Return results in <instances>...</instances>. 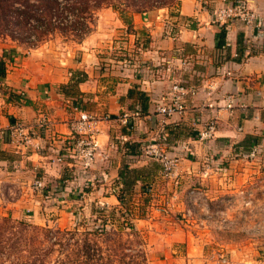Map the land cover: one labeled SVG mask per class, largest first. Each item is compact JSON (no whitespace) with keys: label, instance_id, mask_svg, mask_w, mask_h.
Returning <instances> with one entry per match:
<instances>
[{"label":"crops","instance_id":"1","mask_svg":"<svg viewBox=\"0 0 264 264\" xmlns=\"http://www.w3.org/2000/svg\"><path fill=\"white\" fill-rule=\"evenodd\" d=\"M232 1L179 0L126 18L103 10L85 39L49 52L0 43V59L9 52L0 79V212L91 230L116 229L128 212L149 264H264V153L243 157L256 145L264 152V0H246L253 25L217 24L215 10ZM78 73L85 79L76 84ZM176 85L186 109L161 125L158 109ZM76 108L99 130L87 170L63 150L77 139L69 126ZM211 120L215 137L199 140ZM15 122L32 145L6 140ZM161 136L179 158L169 176L158 160L130 159Z\"/></svg>","mask_w":264,"mask_h":264},{"label":"rangeland","instance_id":"2","mask_svg":"<svg viewBox=\"0 0 264 264\" xmlns=\"http://www.w3.org/2000/svg\"><path fill=\"white\" fill-rule=\"evenodd\" d=\"M152 1L117 0L114 6L98 10L96 17L105 10L126 18L154 4ZM158 2L161 4V0ZM90 26L91 31L83 39L93 31L95 21ZM65 38L56 34L29 48L27 41H15L0 33V43L20 46L27 52L37 48L49 52V46L66 48L78 42L73 36ZM147 259L141 235H132L124 221H119L116 229L100 234L94 229L44 226L0 212V264H149Z\"/></svg>","mask_w":264,"mask_h":264},{"label":"built area","instance_id":"3","mask_svg":"<svg viewBox=\"0 0 264 264\" xmlns=\"http://www.w3.org/2000/svg\"><path fill=\"white\" fill-rule=\"evenodd\" d=\"M215 22L221 26H229L235 21H242L246 25L251 26L255 23L256 13L252 11L246 0H233L229 4L223 5L215 10ZM184 88L182 86L176 85L173 87L170 100L162 107L158 109L161 115V125H164L169 117L175 114H181L185 111L186 107L184 104ZM77 116L69 122L70 130L72 135L77 136L75 143L72 146H65L66 154L70 155L72 158L79 160L80 164L85 170L90 169L96 159L99 151L98 142V128L97 120L90 117L88 114L81 111L80 108H76ZM141 111L137 110L133 113L132 117L135 119L141 116ZM127 117V116H125ZM124 118L126 121L127 118ZM127 122V121H126ZM41 127H48L44 122L41 123ZM48 130V129H47ZM217 132V124L214 120L207 123L205 128L199 133V140L209 141L215 137ZM7 134L11 141H19L24 145H32L33 138L28 131L27 126L23 122H15L4 135ZM167 136H161L157 140H154L142 148H140L136 153L130 154V159L134 160H145L154 159L161 162L164 172L167 176L171 175L175 170L179 158L174 156L167 146ZM263 149L261 145H256L253 149L244 154L243 157L247 160H258L263 156ZM45 185L42 180H36L34 183V188L37 191H42ZM194 193V192H193ZM251 202L248 201L246 205H250ZM128 212L126 216H128ZM189 215L190 212H188ZM98 232H103L108 230L104 226H96L95 228ZM223 255V254H221ZM225 261V257H221ZM226 262V261H225ZM226 264H230L226 262Z\"/></svg>","mask_w":264,"mask_h":264},{"label":"trees","instance_id":"4","mask_svg":"<svg viewBox=\"0 0 264 264\" xmlns=\"http://www.w3.org/2000/svg\"><path fill=\"white\" fill-rule=\"evenodd\" d=\"M114 1L117 0H0V33L15 41L24 43L27 41L29 48H35L39 43L56 34L73 36L81 41L91 31L90 23L95 21L97 11L114 6ZM152 2L154 4H149L146 9L173 7L179 4V0H161V4L158 0ZM224 34L225 31L222 30L220 38ZM8 53L5 51L0 59L1 80L6 75L4 58ZM84 79L85 76L78 73L74 83L78 84ZM5 136L6 140L10 141L7 134ZM125 218V226L132 235L139 236L129 220V214L128 216L125 214ZM94 232L101 234L107 233L108 230L98 232L94 229ZM142 244H144L143 240Z\"/></svg>","mask_w":264,"mask_h":264}]
</instances>
